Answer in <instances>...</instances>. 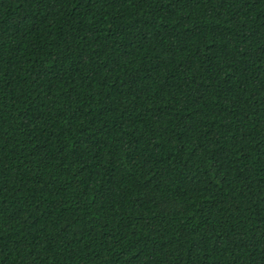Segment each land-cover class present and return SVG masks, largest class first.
I'll return each instance as SVG.
<instances>
[{"label":"trees","instance_id":"trees-1","mask_svg":"<svg viewBox=\"0 0 264 264\" xmlns=\"http://www.w3.org/2000/svg\"><path fill=\"white\" fill-rule=\"evenodd\" d=\"M0 264H264V0H0Z\"/></svg>","mask_w":264,"mask_h":264}]
</instances>
